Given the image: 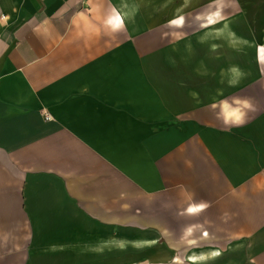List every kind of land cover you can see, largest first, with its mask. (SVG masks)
Instances as JSON below:
<instances>
[{
    "label": "crops",
    "instance_id": "1",
    "mask_svg": "<svg viewBox=\"0 0 264 264\" xmlns=\"http://www.w3.org/2000/svg\"><path fill=\"white\" fill-rule=\"evenodd\" d=\"M90 240L84 0H0V264H92Z\"/></svg>",
    "mask_w": 264,
    "mask_h": 264
},
{
    "label": "built area",
    "instance_id": "2",
    "mask_svg": "<svg viewBox=\"0 0 264 264\" xmlns=\"http://www.w3.org/2000/svg\"><path fill=\"white\" fill-rule=\"evenodd\" d=\"M44 118L45 120H50V119H53L54 116L52 115V113L49 111V110H44Z\"/></svg>",
    "mask_w": 264,
    "mask_h": 264
},
{
    "label": "bare ground",
    "instance_id": "3",
    "mask_svg": "<svg viewBox=\"0 0 264 264\" xmlns=\"http://www.w3.org/2000/svg\"><path fill=\"white\" fill-rule=\"evenodd\" d=\"M85 247H86V249H88V251H91V240H90V242L85 244Z\"/></svg>",
    "mask_w": 264,
    "mask_h": 264
}]
</instances>
